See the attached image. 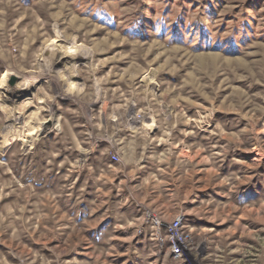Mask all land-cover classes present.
<instances>
[{"label":"rangeland","instance_id":"374dc122","mask_svg":"<svg viewBox=\"0 0 264 264\" xmlns=\"http://www.w3.org/2000/svg\"><path fill=\"white\" fill-rule=\"evenodd\" d=\"M3 74L0 264H264V0H0Z\"/></svg>","mask_w":264,"mask_h":264},{"label":"bare ground","instance_id":"6f19581e","mask_svg":"<svg viewBox=\"0 0 264 264\" xmlns=\"http://www.w3.org/2000/svg\"><path fill=\"white\" fill-rule=\"evenodd\" d=\"M28 80V79H27ZM3 83H4V74L2 75V79H1V81H0V86H1V88H2V86H3ZM24 140V139H23ZM25 142V141H24ZM112 159L113 160H116V158L115 157H113V155H112ZM162 224H157V229H156V227H155V230L153 231V237L155 238V240H156V243L157 244H159V246L160 247H162L163 246V239H162V237H159V233H160V226H161ZM175 236V235H174ZM169 243H170V248H169V252L171 253V254H173V255H175V256H180L181 255V251H180V248L182 249V248H184L185 247V244L181 241L180 242V245L182 246V247H179V240L178 239H175V238H172V237H170V240H169Z\"/></svg>","mask_w":264,"mask_h":264},{"label":"built area","instance_id":"2783aa9c","mask_svg":"<svg viewBox=\"0 0 264 264\" xmlns=\"http://www.w3.org/2000/svg\"><path fill=\"white\" fill-rule=\"evenodd\" d=\"M113 157L116 158V161L118 160L117 159V154L113 153ZM148 221H150V226H155L156 229H157V224H164V223L160 222V220L152 218L151 214H149V212H146V216L144 218V223L146 224V223H148ZM167 227H170L171 229H174V224L173 225H167ZM160 236H162L161 235V231H160ZM162 239H163V246H164V237H162ZM176 239H178L177 235H176ZM178 240H179V247H182L180 245V242L182 241V239H178ZM182 250H184V248H182Z\"/></svg>","mask_w":264,"mask_h":264},{"label":"water","instance_id":"95a60500","mask_svg":"<svg viewBox=\"0 0 264 264\" xmlns=\"http://www.w3.org/2000/svg\"><path fill=\"white\" fill-rule=\"evenodd\" d=\"M15 80H16V76L14 75L9 76L8 84L12 85L15 82Z\"/></svg>","mask_w":264,"mask_h":264},{"label":"crops","instance_id":"0c3cea01","mask_svg":"<svg viewBox=\"0 0 264 264\" xmlns=\"http://www.w3.org/2000/svg\"><path fill=\"white\" fill-rule=\"evenodd\" d=\"M133 221V220H132ZM128 222L131 223L130 219H128Z\"/></svg>","mask_w":264,"mask_h":264}]
</instances>
